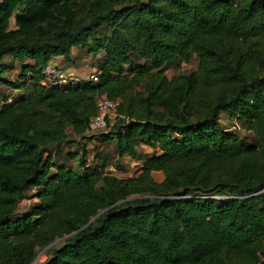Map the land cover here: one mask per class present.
Masks as SVG:
<instances>
[{
  "label": "trees",
  "instance_id": "obj_1",
  "mask_svg": "<svg viewBox=\"0 0 264 264\" xmlns=\"http://www.w3.org/2000/svg\"><path fill=\"white\" fill-rule=\"evenodd\" d=\"M75 48L104 53L99 82L44 88ZM193 56L197 71L168 77ZM0 82L32 85L0 109V264L58 240L45 264H264V0H0ZM104 96L119 118L89 135ZM95 139L136 176L91 163Z\"/></svg>",
  "mask_w": 264,
  "mask_h": 264
},
{
  "label": "rangeland",
  "instance_id": "obj_2",
  "mask_svg": "<svg viewBox=\"0 0 264 264\" xmlns=\"http://www.w3.org/2000/svg\"><path fill=\"white\" fill-rule=\"evenodd\" d=\"M76 50H79L76 49ZM83 55L81 57H74L72 54V60L71 62H69L70 68L71 70H73L78 76H80L81 79H85L86 77L90 76L93 73L98 72L99 68H98V59L104 58L105 55L104 53H100L99 55H89L85 52H83L82 50H80ZM98 58V59H97ZM11 57H7L5 59V62L11 63L10 62ZM55 59V58H54ZM52 60V64L54 66L55 65V60ZM199 60L196 56H193L192 60L190 63H185L183 61H179V62H173L171 63L168 68H167V75L170 79L181 76V75H189L194 71H197L199 69ZM20 75V69H18V71L15 72L14 69H12L6 77H8L11 81H15L18 79V76ZM21 79L23 82L26 80L25 77H21L19 78ZM1 86V84H0ZM10 88V87H9ZM8 88V89H9ZM32 91V85L29 83L27 85V87L18 90V93L15 94L13 93V97L15 99L19 98L22 95L25 94H30ZM2 97V95L0 96V98ZM226 117V116H223ZM239 132V136L248 141L251 144H256L259 142V139L251 133H247L246 131L242 130V131H238ZM87 143H84L85 145H87L88 151H89V161L91 163H99V164H103L104 161L108 162L107 165H109L108 168H106V171L109 173H112L113 175L120 177V178H127L130 176H136L137 173V167L135 166L134 162L131 163L129 160H127L125 163H123L122 165L120 164L119 166H116L118 158L116 155V150H115V145L112 142L109 143H104L99 140V139H95L92 141L87 140ZM76 146L73 147V151H75ZM67 149L65 148V151ZM96 150V152H95ZM67 152V151H66ZM106 159V160H104ZM63 162H65L67 164L68 167L71 168H77L75 165V162H69L66 161L65 158H63ZM119 167V168H118ZM163 174H155L154 178L156 180V182L161 183L163 180ZM36 192L35 191H30L28 193V196L26 197V199L24 201L21 202L20 207H19V212H21V214H27L30 209L33 207V205L36 203L35 199H34V194ZM64 240H58L56 241L51 247L46 248L45 250L41 251L36 259L37 263L36 264H45L48 259L51 257V253L52 250L54 248H59L61 246L64 245Z\"/></svg>",
  "mask_w": 264,
  "mask_h": 264
},
{
  "label": "built area",
  "instance_id": "obj_3",
  "mask_svg": "<svg viewBox=\"0 0 264 264\" xmlns=\"http://www.w3.org/2000/svg\"><path fill=\"white\" fill-rule=\"evenodd\" d=\"M42 86L46 89L51 88H64L69 86H76L81 83H93L99 82L100 72H96L85 78L84 80L76 74H70L64 68L48 64L43 71ZM16 99L13 94H9L5 104H13ZM2 105V106H3ZM120 103L114 102L108 99L106 96L102 97L98 101V114L90 122L89 135H96L106 132L109 129L110 123L118 120V108ZM2 108V107H1ZM0 108V109H1ZM230 131H241L240 127L234 123ZM202 199L206 197H201Z\"/></svg>",
  "mask_w": 264,
  "mask_h": 264
},
{
  "label": "crops",
  "instance_id": "obj_4",
  "mask_svg": "<svg viewBox=\"0 0 264 264\" xmlns=\"http://www.w3.org/2000/svg\"><path fill=\"white\" fill-rule=\"evenodd\" d=\"M76 49H78V48H75L73 51H72V54H73V52H74V54H73V56L74 57H81L82 55H83V53L80 51V49L79 50H76ZM72 56V57H73ZM7 58V57H6ZM5 58V59H6ZM56 59V60H55ZM54 60H55V65L56 66H58V67H62V68H64L67 72H69L70 74H76L73 70H71V69H69L70 68V65H69V62L68 61H66V59L64 58V57H57V58H55ZM73 59V58H72ZM98 59V58H97ZM101 60V59H100ZM4 62H5V60H4ZM10 62L11 63H8L10 66H11V70L12 69H14L15 70V72L16 71H18V69H20V66H19V64L14 60V59H10ZM6 63V62H5ZM7 64V63H6ZM51 64H52V62H51ZM54 64V63H53ZM10 70V71H11ZM9 71V72H10ZM8 72V73H9ZM8 73H6L4 76H3V79L4 80H6V81H11L8 77H6L7 76V74ZM77 75V74H76ZM87 78V77H86ZM0 84H1V86H0V96L2 95V97L0 98V108L2 107V105L5 103V100H3V97L5 96V98H7L8 97V95L9 94H13V93H15V94H17L18 93V90H14V89H12V88H9L4 82H0ZM9 88V89H8ZM226 117H223V120L225 119ZM87 141V140H86ZM86 141H84V143H87ZM73 149V148H72ZM88 149V148H87ZM68 150V149H67ZM141 151L142 152H144V153H151L152 152V150L151 149H149V148H147V147H143L142 149H141ZM157 174H161V173H157ZM163 176V175H162ZM163 180H164V176H163ZM162 180V181H163ZM36 201V200H35Z\"/></svg>",
  "mask_w": 264,
  "mask_h": 264
},
{
  "label": "water",
  "instance_id": "obj_5",
  "mask_svg": "<svg viewBox=\"0 0 264 264\" xmlns=\"http://www.w3.org/2000/svg\"><path fill=\"white\" fill-rule=\"evenodd\" d=\"M3 63V62H2ZM53 245V244H52ZM52 245H50L49 247H51ZM36 263V260H35V262L33 263V264H35Z\"/></svg>",
  "mask_w": 264,
  "mask_h": 264
},
{
  "label": "bare ground",
  "instance_id": "obj_6",
  "mask_svg": "<svg viewBox=\"0 0 264 264\" xmlns=\"http://www.w3.org/2000/svg\"><path fill=\"white\" fill-rule=\"evenodd\" d=\"M36 263H37V261H36ZM36 263H35V264H36Z\"/></svg>",
  "mask_w": 264,
  "mask_h": 264
}]
</instances>
